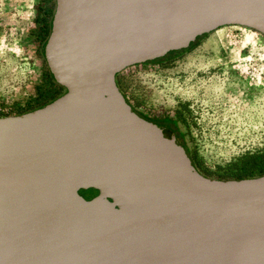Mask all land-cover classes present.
<instances>
[{
    "label": "water",
    "instance_id": "95a60500",
    "mask_svg": "<svg viewBox=\"0 0 264 264\" xmlns=\"http://www.w3.org/2000/svg\"><path fill=\"white\" fill-rule=\"evenodd\" d=\"M223 26L264 37V0H54L62 92L0 117V264H264V175L204 177L115 84Z\"/></svg>",
    "mask_w": 264,
    "mask_h": 264
},
{
    "label": "rangeland",
    "instance_id": "374dc122",
    "mask_svg": "<svg viewBox=\"0 0 264 264\" xmlns=\"http://www.w3.org/2000/svg\"><path fill=\"white\" fill-rule=\"evenodd\" d=\"M53 10L54 0H0L1 115L32 109L62 92L48 77L40 35ZM116 84L132 107L177 119L185 151L204 177L233 180L264 173L260 34L220 27L178 54L126 68Z\"/></svg>",
    "mask_w": 264,
    "mask_h": 264
},
{
    "label": "flooded vegetation",
    "instance_id": "af4514ba",
    "mask_svg": "<svg viewBox=\"0 0 264 264\" xmlns=\"http://www.w3.org/2000/svg\"><path fill=\"white\" fill-rule=\"evenodd\" d=\"M190 48V46H189ZM182 52V51H180ZM180 52H175V54H178ZM173 55V54H168L165 55L163 58L161 59H156L153 61H149L140 65H144V64H150V63H154L160 60H164L166 57ZM140 65H136V66H140ZM131 106V105H130ZM132 107V106H131ZM134 113L140 117L141 119L149 122V123H153V124H159V125H165L167 127H169L170 129H172L174 131V135L175 137H177V139L181 142L184 150L185 148V143H184V132L179 124V122L177 121V119L174 116H171L169 114H150L147 112H143L137 108L132 107ZM77 194L85 201L90 200L91 198H93L97 193L94 190H88L87 193L81 194L80 191H77Z\"/></svg>",
    "mask_w": 264,
    "mask_h": 264
},
{
    "label": "trees",
    "instance_id": "16d2710c",
    "mask_svg": "<svg viewBox=\"0 0 264 264\" xmlns=\"http://www.w3.org/2000/svg\"><path fill=\"white\" fill-rule=\"evenodd\" d=\"M49 30H50V23H49V25L47 26V28H45V29H42V31H41V37H42V39H41V41H42V43H43V46H44V43H45V40H46V37H47V35H48V33H49ZM205 35H207V34H203V35H201V36H199V37H197V38H195V41L193 42V43H190V45L189 46H192L199 38H201V37H204ZM189 46L186 48V49H188L189 48ZM186 49H184V50H186ZM183 51V50H182ZM168 54H175V52H169V53H167L166 55H168ZM48 72V77H49V79L53 82V83H55L54 81H53V79H52V77H51V75H50V73H49V71H47ZM117 76H118V74H116L115 75V84H116V78H117ZM116 86H117V84H116ZM55 97H52L50 100H48V102L49 101H51L52 99H54ZM47 102V103H48ZM44 104H46V103H44ZM44 104H41V105H44ZM41 105H39V106H41ZM38 107V106H37ZM36 107H34V108H32V109H29V110H24V111H20L19 113H23V112H27V111H30V110H33V109H35ZM19 113H17V114H19ZM1 116H4V115H1L0 114V117ZM191 161V160H190ZM192 163V162H191ZM194 166V165H193ZM196 169V168H195ZM262 175H264V173L263 174H261V175H259V176H262ZM259 176H256V177H259ZM249 178V177H248ZM236 179H238V178H236ZM241 179H246V178H241Z\"/></svg>",
    "mask_w": 264,
    "mask_h": 264
},
{
    "label": "bare ground",
    "instance_id": "6f19581e",
    "mask_svg": "<svg viewBox=\"0 0 264 264\" xmlns=\"http://www.w3.org/2000/svg\"><path fill=\"white\" fill-rule=\"evenodd\" d=\"M239 27V26H238ZM244 28V27H243Z\"/></svg>",
    "mask_w": 264,
    "mask_h": 264
}]
</instances>
